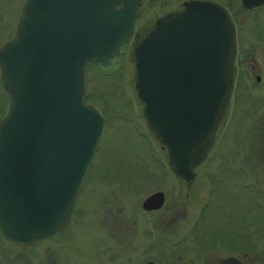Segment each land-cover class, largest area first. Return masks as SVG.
<instances>
[{"label":"water","instance_id":"obj_1","mask_svg":"<svg viewBox=\"0 0 264 264\" xmlns=\"http://www.w3.org/2000/svg\"><path fill=\"white\" fill-rule=\"evenodd\" d=\"M141 3H22L11 38L0 45L9 99L0 119V233L12 244L29 245L68 224L105 125L84 99L86 65L119 56ZM236 55L231 16L209 1L159 18L134 47V86L146 125L185 182L213 145L233 93ZM164 199L156 191L142 207L159 208Z\"/></svg>","mask_w":264,"mask_h":264},{"label":"flooded vegetation","instance_id":"obj_2","mask_svg":"<svg viewBox=\"0 0 264 264\" xmlns=\"http://www.w3.org/2000/svg\"><path fill=\"white\" fill-rule=\"evenodd\" d=\"M193 1H209L227 9L236 28L237 55L233 93L213 145L194 169V179L186 182L190 201L185 234L176 237L173 232L165 237L168 231L161 229L162 219L156 216L162 207L144 209L142 203L147 196L141 203L142 210L159 219H150L146 229L129 230L127 219L121 224L116 221L115 227L108 225L112 230L97 229L102 240L98 244L96 239L93 246L102 249L94 259L92 255L84 257L78 245L66 247V242L72 240L66 234L72 214L63 229L29 245L12 244L0 233V242L19 251L28 264H77L79 258L83 264H168V260H182L180 250L175 249L181 244H186L185 264H220L226 260L229 264H264V0H246L248 6L244 0H157L165 11L144 37L159 18L179 12ZM145 4L142 0L135 26ZM135 26L120 54L129 44L134 51L144 38L136 43ZM214 157L218 165L209 166ZM200 178L202 183H197ZM80 194L81 189L73 211ZM105 210L106 217L112 216V209ZM115 238L118 247L112 245ZM167 241L173 247L165 253L162 246ZM36 248L41 250L37 259L31 255ZM1 256L5 257L3 252L0 264H7Z\"/></svg>","mask_w":264,"mask_h":264},{"label":"rangeland","instance_id":"obj_3","mask_svg":"<svg viewBox=\"0 0 264 264\" xmlns=\"http://www.w3.org/2000/svg\"><path fill=\"white\" fill-rule=\"evenodd\" d=\"M23 2L24 0H0V45L11 38ZM160 3L157 0L154 3L146 0L143 15L135 26L136 43L165 11ZM133 53L129 44L124 54H119L108 64L86 65L85 94L94 91L101 93L107 120L95 156L81 184L75 211H72L71 223L66 232L72 240L66 242V247L71 249L73 244L78 245V250L84 257L92 255V259L102 249L93 246L96 239L98 244L102 240L99 236L101 231L97 229L112 230L107 226L115 227L116 221L121 224L124 219L128 220L129 230L146 229L150 219H159L155 215L153 217L152 214L144 213L141 208L145 197L156 191H162L165 196L162 208L156 213L162 219L161 229L168 231L165 237L173 232L176 237L182 236L187 230L185 215L190 201L187 196L189 186L173 173L166 148L155 139L146 125L144 104L138 98L134 86L136 69ZM99 74H110L114 78L111 80L107 77L102 85ZM8 104L9 99L0 81V119ZM208 165L217 166L218 159L214 157ZM202 181L200 178L197 183ZM108 207L112 209L110 217L104 215ZM165 237L162 238L163 241ZM114 241L112 245L118 247V240L115 238ZM185 245H175V249L180 250L182 260H168V264H185L182 262L186 258ZM168 247L173 246L167 241L163 244L162 251L166 253L169 251ZM0 252H3L5 257H1L7 260V264L29 262L18 255L19 251L7 247L4 242H0ZM31 255L37 259V256H41V250L36 248ZM78 261L77 264H83L81 258Z\"/></svg>","mask_w":264,"mask_h":264},{"label":"trees","instance_id":"obj_4","mask_svg":"<svg viewBox=\"0 0 264 264\" xmlns=\"http://www.w3.org/2000/svg\"><path fill=\"white\" fill-rule=\"evenodd\" d=\"M90 63H93V62H90ZM107 77H109L111 80H113V78H114L113 75H110V74H106L104 76L99 74V80H101L102 85L105 84L104 81ZM102 92L104 94L103 89H102ZM84 99L86 102H90V103L94 104L101 111V113L104 115L105 121L107 120V117L105 115L106 113L104 111L105 110L104 109L105 101L101 100L103 98H102L100 92L94 91L92 93H87V94H85Z\"/></svg>","mask_w":264,"mask_h":264},{"label":"bare ground","instance_id":"obj_5","mask_svg":"<svg viewBox=\"0 0 264 264\" xmlns=\"http://www.w3.org/2000/svg\"><path fill=\"white\" fill-rule=\"evenodd\" d=\"M153 24V23H152Z\"/></svg>","mask_w":264,"mask_h":264}]
</instances>
